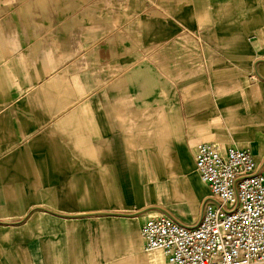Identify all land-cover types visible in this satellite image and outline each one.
Instances as JSON below:
<instances>
[{
	"label": "crops",
	"instance_id": "0c3cea01",
	"mask_svg": "<svg viewBox=\"0 0 264 264\" xmlns=\"http://www.w3.org/2000/svg\"><path fill=\"white\" fill-rule=\"evenodd\" d=\"M203 142L264 162V0H0V264H167Z\"/></svg>",
	"mask_w": 264,
	"mask_h": 264
},
{
	"label": "built area",
	"instance_id": "2783aa9c",
	"mask_svg": "<svg viewBox=\"0 0 264 264\" xmlns=\"http://www.w3.org/2000/svg\"><path fill=\"white\" fill-rule=\"evenodd\" d=\"M194 163L210 191L199 220L148 216L144 251L160 250L167 264H264V162L247 149L203 142Z\"/></svg>",
	"mask_w": 264,
	"mask_h": 264
},
{
	"label": "rangeland",
	"instance_id": "374dc122",
	"mask_svg": "<svg viewBox=\"0 0 264 264\" xmlns=\"http://www.w3.org/2000/svg\"><path fill=\"white\" fill-rule=\"evenodd\" d=\"M148 216H149V215H148ZM148 216H147V217H148Z\"/></svg>",
	"mask_w": 264,
	"mask_h": 264
}]
</instances>
